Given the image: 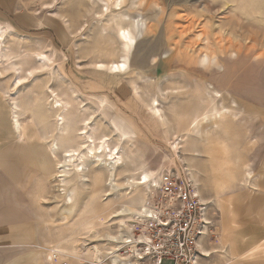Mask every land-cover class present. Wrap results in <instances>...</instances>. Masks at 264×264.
I'll use <instances>...</instances> for the list:
<instances>
[{
  "label": "rangeland",
  "instance_id": "obj_1",
  "mask_svg": "<svg viewBox=\"0 0 264 264\" xmlns=\"http://www.w3.org/2000/svg\"><path fill=\"white\" fill-rule=\"evenodd\" d=\"M122 1L130 20H142L140 33L130 27L125 51L118 19L96 15L103 0H0V264L132 261L121 254L118 235L128 220L122 225L115 213L126 191L137 205L145 198L148 185L137 182L142 169L163 167L188 170L208 203L213 227L200 264H264L262 251L239 257L264 237V14L257 12L264 0ZM202 52L214 53L221 66L200 63ZM37 53L48 57L46 67H37ZM110 59L125 60V71L95 66ZM208 86L221 92L214 102ZM49 90L68 104L61 113L68 131L89 116L88 132L118 146L122 164L113 167L111 195L106 171L88 157L83 178L71 167L64 176L70 208L55 189V172L42 169L48 146H61ZM152 100L162 118L149 109ZM199 114L208 119L190 130ZM120 125L130 131L125 138ZM95 173L101 183L89 195ZM129 176L135 182L124 187Z\"/></svg>",
  "mask_w": 264,
  "mask_h": 264
},
{
  "label": "bare ground",
  "instance_id": "obj_2",
  "mask_svg": "<svg viewBox=\"0 0 264 264\" xmlns=\"http://www.w3.org/2000/svg\"><path fill=\"white\" fill-rule=\"evenodd\" d=\"M92 1H94V0H92ZM94 3H97V1ZM122 3H123L122 0H105V1L103 0V4H101V6H98L99 10L96 13V15H97V17H101L103 14L111 13V14H113L114 19H118V20H115L117 37L123 46V50L125 51V47L128 45V42H130L134 38V36L131 34V32L129 30L130 27L131 26L134 27L136 29V32L140 33V31H142L141 30L142 20L139 18H133L130 20L127 13L123 10V4ZM259 6L261 7L260 4H259ZM262 7H263V5H262ZM260 9H257L258 14L259 15L261 13L264 14V12H263L264 8H263V11H262V9L261 10ZM252 12L254 13L255 11H252ZM261 16H263V15H261ZM253 24L254 23H252V26H253ZM256 24L257 23H255V26H257ZM239 26L242 27V25L240 23H239ZM260 27H261V29H263L262 28L263 26H260ZM103 30H104V28H103ZM133 31H134V29H133ZM3 34H4V30L2 28H0V56H1L2 51H3L2 50V45L4 43ZM261 34H263V32ZM255 36L256 35L252 34L251 35L252 39H254ZM261 37H262L261 40H263L264 34L262 36H260V38ZM229 55L230 56L234 55V57H237V53H235L233 51H231L229 53ZM3 56H5V55H3ZM36 57H37L38 64H39L37 66L38 68H41V67L43 68V67H46V65H48V61L46 60V59H48V57L46 55H44L42 53H37ZM260 57L261 58L264 57V52L261 53ZM0 61H1V58H0ZM2 61H3V59H2ZM199 61H200V63L204 64L206 67H209L210 65L217 66V67L221 66L218 62L217 56L214 53L202 52L199 56ZM121 65H123V67H120ZM204 65H202V66H204ZM95 66L97 68H100V69H106L109 72H113V73H120V72L125 71V69H126L125 60H123V59H121V60H119V59L118 60H111L110 59V61H108L106 63H98ZM37 67L32 66L31 69L27 70V73L31 74L33 72L32 70L34 68H37ZM11 68H14V70L17 71L16 73H19V71L21 70L19 65L15 66L12 64ZM15 78H16V80H14L15 84H17V85L20 84L22 77L21 78L15 77ZM15 84H14V86H15ZM208 89L210 92V96H209L210 102H214L216 97H221V94H220L221 92L217 91L212 86H208ZM48 92H49V97L53 95L52 99H51L52 108L56 109L59 112L56 114V117L54 119H55V129L57 131V134L61 135V142H60L61 146H60V144H58V142H52L48 146L47 154H49V157L48 158H47V156L45 157L43 164H42V169L44 170V172L45 171L49 172L52 175H53V172H55L54 176H57V179L55 178L57 180V188H55V189H57L58 196L59 197L61 196L63 198L64 204L66 206L69 207L71 204H73L74 198H73V194H72V189L70 187V182H68V181L65 182L64 176L66 175V171L71 167V169H73V173L77 176V178H79V179L83 178L85 176L84 172H85V167H86V164H84V161H83V159L85 157H88L89 160L92 162V164H94L95 166H99L103 171H106V176H107L106 185L109 187L108 189L110 190L108 192V194L111 195L113 193L114 186L117 185L114 182L115 173H114L113 167H118L119 165L122 164L121 156L119 155V152L117 151L118 146L110 147L109 146V136H107V135H101V134L95 135V134L88 132L87 128H88V124L90 123L88 121L89 116L87 117V119H84L80 122V125H79L80 127H78V128L76 127L74 129V131L73 130L68 131L66 121H65V117L62 116V114H61L63 112L68 111L67 102L61 101L57 97L56 94L54 95L52 90H49ZM12 104H13L12 106L14 108L18 107L16 102L13 101ZM156 106H157V102L155 100H152V103H150V105H149V109L151 110V112L153 113L154 116H158L159 118H162L160 110ZM18 109H19V107H18ZM220 113L221 112H217L216 114H214L213 118L215 119V118H217V116L219 118L221 116ZM206 119H208L206 114H199V115L194 116L192 118V120L190 121V128L189 129L195 130L200 125V123H201L200 121H205ZM113 122H114V120H113ZM17 123L21 125V122H19L18 120H17ZM115 123H117L116 120H115ZM116 127H117V125H116ZM116 129H119V128H116ZM124 129H125L124 126L120 125V130H118L120 132L119 133L120 138L121 137L125 138V136H127L126 131L130 132L129 130H127V129L124 130ZM21 130H22V127H21ZM66 167H68V168H66ZM160 169L161 168L157 169L156 171H148V170L142 169L141 172L139 173V177H138L137 182L140 184H144L145 186L148 185L145 198L142 200L143 202L141 201V203L139 205H137L138 204L137 202H135V201L133 202V200L130 201L129 191L125 192L126 196H128V197L125 199V201H123L121 203V205H119V207L115 213V215L121 216L120 223L122 225H124L125 221L128 220V225L125 226L127 229L126 233H124V234L119 233L118 234V235H121L120 243H122V241L127 237L129 229H130V223L129 222L134 217V215L140 211V208L143 206V203H144L145 199L147 198V195H148V192H149L151 186L156 183V175L155 174ZM59 172L61 174H58ZM134 179L135 178H133V176L127 177L125 179V181L123 182V184L125 185L124 187L132 185V183L135 182ZM91 180H92V185L90 186V191H89V192H91V194H89V195H92V194L97 195L98 187L100 186V183H101V177L98 175V173H95ZM90 183H91V181H90ZM82 184H84V183H82ZM123 184H121L122 185L121 187H123ZM88 187L89 186H87V188ZM133 203H135L137 206H135V204H133ZM109 239L111 241H116L117 238L115 236L109 234ZM205 251L207 252V255L204 256L203 258H206L209 256L208 250H205ZM111 259L112 260L109 261V264H116L115 263L116 259L115 258H111ZM121 259H125V258L121 257ZM126 260L129 262V263L127 262L126 264L133 263V261H131L129 259H126ZM120 264H124V263L121 262Z\"/></svg>",
  "mask_w": 264,
  "mask_h": 264
},
{
  "label": "built area",
  "instance_id": "obj_3",
  "mask_svg": "<svg viewBox=\"0 0 264 264\" xmlns=\"http://www.w3.org/2000/svg\"><path fill=\"white\" fill-rule=\"evenodd\" d=\"M155 175L156 183L129 222L121 254L136 264L201 263L213 227L208 203L188 170L163 167Z\"/></svg>",
  "mask_w": 264,
  "mask_h": 264
},
{
  "label": "crops",
  "instance_id": "obj_4",
  "mask_svg": "<svg viewBox=\"0 0 264 264\" xmlns=\"http://www.w3.org/2000/svg\"><path fill=\"white\" fill-rule=\"evenodd\" d=\"M2 17L3 18H6L5 16H3L2 15ZM9 18V17H8ZM7 19V18H6ZM10 19V20H9ZM8 20L11 22L12 20H11V18H9ZM12 23V22H11ZM13 24V23H12ZM13 26H14V24H13ZM4 118H1L0 117V122L3 120ZM4 122V121H3ZM5 124H7L6 122H4ZM8 125V124H7ZM31 154H32V152H31ZM34 158H35V156L34 155H32ZM43 158V157H42ZM247 175H248V173H247ZM240 241H242V240H240ZM236 248V246H235V244H231L230 245V249H232L233 251L234 250H236L235 249ZM258 251H262L263 253H264V237H262L260 240H258V241H256L253 245H251V247H249L245 252H242L240 255H239V257H249V256H253L256 252H258ZM162 264H171L170 262H168V261H164Z\"/></svg>",
  "mask_w": 264,
  "mask_h": 264
},
{
  "label": "snow or ice",
  "instance_id": "obj_5",
  "mask_svg": "<svg viewBox=\"0 0 264 264\" xmlns=\"http://www.w3.org/2000/svg\"><path fill=\"white\" fill-rule=\"evenodd\" d=\"M120 67H123V65H121Z\"/></svg>",
  "mask_w": 264,
  "mask_h": 264
}]
</instances>
